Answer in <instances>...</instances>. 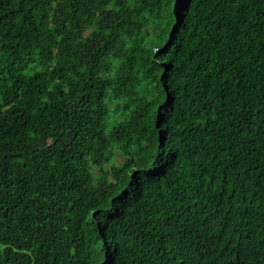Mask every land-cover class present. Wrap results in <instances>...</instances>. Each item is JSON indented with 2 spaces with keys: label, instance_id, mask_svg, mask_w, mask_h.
<instances>
[{
  "label": "trees",
  "instance_id": "trees-1",
  "mask_svg": "<svg viewBox=\"0 0 264 264\" xmlns=\"http://www.w3.org/2000/svg\"><path fill=\"white\" fill-rule=\"evenodd\" d=\"M0 264H264V0H0Z\"/></svg>",
  "mask_w": 264,
  "mask_h": 264
},
{
  "label": "snow or ice",
  "instance_id": "snow-or-ice-1",
  "mask_svg": "<svg viewBox=\"0 0 264 264\" xmlns=\"http://www.w3.org/2000/svg\"><path fill=\"white\" fill-rule=\"evenodd\" d=\"M176 2H177V5L179 4V0H176Z\"/></svg>",
  "mask_w": 264,
  "mask_h": 264
},
{
  "label": "rangeland",
  "instance_id": "rangeland-1",
  "mask_svg": "<svg viewBox=\"0 0 264 264\" xmlns=\"http://www.w3.org/2000/svg\"><path fill=\"white\" fill-rule=\"evenodd\" d=\"M96 253H97V249H96Z\"/></svg>",
  "mask_w": 264,
  "mask_h": 264
}]
</instances>
